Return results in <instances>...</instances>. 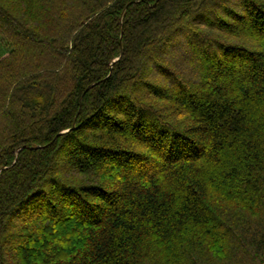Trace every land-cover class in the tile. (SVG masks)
<instances>
[{
    "label": "trees",
    "instance_id": "1",
    "mask_svg": "<svg viewBox=\"0 0 264 264\" xmlns=\"http://www.w3.org/2000/svg\"><path fill=\"white\" fill-rule=\"evenodd\" d=\"M2 49L0 264H264V0H0Z\"/></svg>",
    "mask_w": 264,
    "mask_h": 264
},
{
    "label": "rangeland",
    "instance_id": "2",
    "mask_svg": "<svg viewBox=\"0 0 264 264\" xmlns=\"http://www.w3.org/2000/svg\"><path fill=\"white\" fill-rule=\"evenodd\" d=\"M6 55H7V50L2 49V51L0 52V56H1V57H4V56H6ZM188 60H189V59H188ZM189 61H191V59H190ZM191 62H192V61H191ZM183 64H184V63H183ZM183 66H184V69H185V70H184V69H183V70H184L185 72L189 71V70L193 67V66L189 67L188 64H187V62H186V64H184ZM197 73H199V72H197ZM192 82H193V81H192ZM193 83H194V82H193ZM165 86L168 87V88L170 87V86L168 85V83H165ZM15 221H17V220H15ZM18 221H19V220H18Z\"/></svg>",
    "mask_w": 264,
    "mask_h": 264
},
{
    "label": "water",
    "instance_id": "3",
    "mask_svg": "<svg viewBox=\"0 0 264 264\" xmlns=\"http://www.w3.org/2000/svg\"><path fill=\"white\" fill-rule=\"evenodd\" d=\"M24 148H34V147H28V146H26V147H24ZM22 149V148H21ZM20 151V150H19Z\"/></svg>",
    "mask_w": 264,
    "mask_h": 264
}]
</instances>
